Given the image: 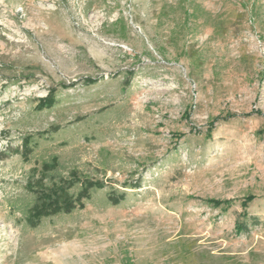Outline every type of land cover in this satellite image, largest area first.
I'll return each mask as SVG.
<instances>
[{
    "label": "rangeland",
    "instance_id": "obj_1",
    "mask_svg": "<svg viewBox=\"0 0 264 264\" xmlns=\"http://www.w3.org/2000/svg\"><path fill=\"white\" fill-rule=\"evenodd\" d=\"M0 264H264V0H0Z\"/></svg>",
    "mask_w": 264,
    "mask_h": 264
},
{
    "label": "trees",
    "instance_id": "obj_2",
    "mask_svg": "<svg viewBox=\"0 0 264 264\" xmlns=\"http://www.w3.org/2000/svg\"><path fill=\"white\" fill-rule=\"evenodd\" d=\"M43 102H45V104L41 105L42 108H49V107H52L54 105V101H49V102L43 101ZM81 186H82L83 190L88 189L87 185H81ZM53 196L56 199V201L58 202L57 206H60V203H61V205L65 204V207L63 209L64 211L66 210V208L70 207L71 202L69 201V199L71 197H69L68 192L67 191L63 192L62 189H61V191L53 190L52 194L46 195L44 197V201L41 204H39L38 206H35L33 208V211H30V213H29L30 218H33V216H36V215L41 216L44 213L45 214L49 213L50 212L49 210L52 208H51L50 204L48 203V200L50 198H53ZM240 219H241V221L238 223V225L236 226V229H235V233L237 235L247 234L250 232L251 227L260 225L259 219L255 218V217H251L245 213L243 215H240Z\"/></svg>",
    "mask_w": 264,
    "mask_h": 264
}]
</instances>
